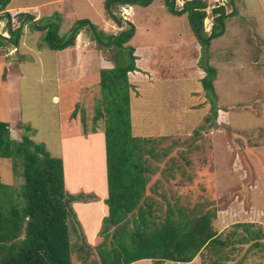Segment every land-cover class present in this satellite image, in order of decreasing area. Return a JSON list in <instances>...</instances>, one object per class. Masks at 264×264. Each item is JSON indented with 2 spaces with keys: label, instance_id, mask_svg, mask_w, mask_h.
<instances>
[{
  "label": "rangeland",
  "instance_id": "374dc122",
  "mask_svg": "<svg viewBox=\"0 0 264 264\" xmlns=\"http://www.w3.org/2000/svg\"><path fill=\"white\" fill-rule=\"evenodd\" d=\"M104 1L12 0L9 6L21 3L33 6L28 12L34 20L41 18L42 24L60 23L61 36H68L75 21L82 18L113 35L132 21L136 32L129 44L138 48L139 66L147 69L134 81L131 92L133 134L157 139L153 153L147 156L151 168L147 186L153 194L160 193L161 189L168 198L172 196L181 203L183 200L186 207L197 206L199 212L217 211L213 226L223 232V239L226 231L237 222H255L252 228H261L263 232L264 1L206 0L208 16L204 24L209 33L214 23L213 7L224 5L227 12L238 10L226 19L224 33L211 41L209 52L205 53V59L217 69L214 86L220 108L214 125H210L211 119L207 122L203 117L210 114L211 104L197 78L203 75V72H196L202 50L187 13H171L164 0H153L147 6L119 4L113 9L122 19V25L118 26L109 18ZM184 2L176 0V7L181 9ZM23 20L26 23L17 44L0 37V120L9 122L14 139L29 136L36 142H43L53 156L64 157L66 150V165L70 158L73 171L78 164L79 170L85 172L84 193L81 190L77 194L95 197L92 195L97 194V188L90 171H99V160L106 166V145L99 150L92 144L82 146L79 140L70 149L66 148L63 135L67 134L68 138L71 133L80 132L87 136L98 133L97 127L104 129V119L94 121L101 97L99 72L102 67L98 60L113 66L109 58L115 49L98 48L89 27H83L76 38V51L80 48L84 52V59H81L76 51L71 55L68 51L51 49L44 40L46 31L33 28L24 15L15 16L13 21L17 27ZM0 33L10 36L5 21L0 22ZM77 58L84 61L85 68L82 63L75 62ZM193 127H207L203 131L200 129L203 137L199 141L195 140L197 135L185 137V132ZM164 134L173 135L161 136ZM192 164L199 168L196 184L184 186L181 193L182 190L174 188L173 181L164 183L163 173L168 168L180 165L189 168ZM21 172V165L15 166L13 159L0 158L3 182L19 188L24 182ZM157 179L164 187L157 188L160 186L155 183ZM88 181L93 185H88ZM154 197L158 203L164 202V195ZM95 211V207L92 212L87 209L89 218L85 228L78 217L80 233L70 228L73 264H101L94 247L90 248V257L85 258L84 249L79 245L81 237L78 235L82 232L93 246L103 240L101 236L96 243L88 239L87 234L92 232L89 223H93ZM90 215L94 219L91 220ZM261 242L264 243V238ZM248 246L249 243L243 242L219 252L204 250L205 256L198 253L192 264H202L203 260L212 262L218 256H222L219 262L223 264H237L242 259L244 264H264V245L260 250L246 253ZM165 264L176 263L166 261Z\"/></svg>",
  "mask_w": 264,
  "mask_h": 264
},
{
  "label": "trees",
  "instance_id": "16d2710c",
  "mask_svg": "<svg viewBox=\"0 0 264 264\" xmlns=\"http://www.w3.org/2000/svg\"><path fill=\"white\" fill-rule=\"evenodd\" d=\"M11 1L0 0V22H6L10 33L9 37L0 33L2 39L18 43L26 22L23 20L16 27L13 20L15 16L24 15L33 28L46 31L44 40L51 49L64 50L74 46L83 27H89L98 48L109 51L115 49L109 58L114 65L102 67L99 72L101 97L94 116L95 122L104 119L105 123L108 184L105 203L109 213L103 218L98 232L103 237L101 242L93 246L85 239L84 232L78 235L81 237L79 245L84 249L85 258L90 257V248L94 247L101 264H131L142 259H151L152 264H165L166 261L181 264L192 261L198 253H202L204 257V250L219 252L220 249L243 242L249 243L246 253L262 248L264 231L261 228L254 230L252 227L255 222L234 223L223 239V232H218L213 226L217 211L199 212L197 206L189 208L183 205V200L182 203L176 202L177 198L172 196L169 199L159 189L164 186L160 185L158 179L155 183L160 185L157 187L160 193L153 194V190L147 186L151 170L147 156L153 153L152 147L157 139L133 134L131 92L142 69L139 66L137 47L129 44L136 32L132 21L127 22V28L113 35L99 29L91 20L82 18L75 21L68 36H61L60 23L51 21L42 24L41 18L34 20L35 17L28 11L12 12L8 9ZM152 1L104 2L109 18L121 26V17L113 11L116 6H147ZM164 2L173 14L187 13L191 29L201 45L202 52L196 63L199 70L196 72H203V75L197 78L202 82L211 104L210 114L203 117L205 121H211L210 125H214L220 108L214 86L217 69L205 59V53L209 52L211 41L224 33L226 19L235 15L238 10L227 12L224 5L213 7L211 13L214 23L209 33L204 24L208 16L206 0H185L181 9L176 7V0ZM208 58L210 59V55ZM140 61L143 62L141 59ZM150 69H154L153 65ZM206 128H190L185 132V137L197 135L195 140L199 141L203 137L200 129L203 131ZM0 158H11L15 166L21 165L24 178L21 186L16 188L3 182L0 173V264H73L70 228L78 232L77 225L80 224L73 203L85 195L73 194L66 189L63 158L53 156L45 143L36 142L29 136L14 139L9 122L1 120ZM197 166L192 164L191 167L188 165L189 168L181 165L168 168L167 172L173 180L164 176V183L173 181L177 190L196 184ZM154 195H164V202L158 203ZM228 256L226 253V257ZM218 257L219 260L208 263L203 260L202 264H223L219 262L222 256ZM243 260L237 264H244Z\"/></svg>",
  "mask_w": 264,
  "mask_h": 264
},
{
  "label": "crops",
  "instance_id": "0c3cea01",
  "mask_svg": "<svg viewBox=\"0 0 264 264\" xmlns=\"http://www.w3.org/2000/svg\"><path fill=\"white\" fill-rule=\"evenodd\" d=\"M264 1V0H263ZM10 5V4H9ZM9 6L8 9L12 12H20V11H24V12H27V11H32L31 8L33 6H28V4L26 3H21L20 5L18 6ZM14 8V9H12ZM4 22V21H2ZM4 36V35H3ZM7 37V36H5ZM76 46V48H74ZM75 46L73 47H68L63 51V53H66V51H68L71 55L74 54L73 52L76 51L77 49V41H76V44ZM197 46L198 43H197ZM73 49V50H72ZM79 50L76 51L75 53H78L80 58L81 59H84V52L82 49L78 48ZM138 49V48H137ZM1 52V50H0ZM5 54H8V53H5ZM80 58H77V60L75 62L79 63H82V60ZM99 61V67H109V63L108 62H105V64L103 63L102 59L101 60H98ZM84 63V61H83ZM82 63V65H83ZM144 65V64H143ZM83 67L85 68L86 65ZM82 67V68H83ZM148 67L147 66H144V68ZM80 68V67H79ZM142 70H147V69H143L142 67H140ZM83 77V76H82ZM97 79V78H96ZM97 82V80H96ZM132 113H133V109H132ZM76 122L77 119H76ZM99 128V132L98 133H90L88 134L87 136H83L82 133L80 132H76V133H71V135L67 138V134L66 135H63V140L64 142H66V148H70V149H73L77 142L79 140L82 141V146L83 144L84 145H88V144H92V145H96L99 150L101 149V147H105V133H104V129L103 128H100V127H97ZM66 137V138H65ZM65 138V139H64ZM104 157H105V161H106V155L104 153ZM63 158V162H64V175H65V187L68 191H70V193L72 192L73 194H77V192L81 191L82 192L84 191V185H82L83 183H85L84 181H80L81 178L83 179L84 178V174L85 172H81L79 170V166L78 164L74 165L75 167V170L77 171H73V168H71L72 164L70 163V158H68V161H67V165H66V150H65V153H64V157ZM68 163H70L71 165H68ZM99 171L97 172V169H94V171L92 172V170L90 171V174L93 175V179L95 181V186H96V193L97 194H94L92 196H95V197H89L90 195L85 193V197L81 198L80 200H76L74 201L73 203V207L75 210L78 211V217L81 219L82 221V225L83 227L85 228V225L88 224V218L89 216H87L86 213L87 212V209H89L91 212L93 211V208L95 207L96 208V215L94 216V214H92V216L95 217H92L90 215V218L91 220H93V223H89V228H90V231L92 230V232L88 233V239L90 241H93V242H97L98 239H100L99 237V234L97 235V232L101 229V223H102V219L104 216L108 215L109 213V208H108V205L105 203V199L107 198L108 196V184H107V175H106V166H105V162L102 163L101 160H99V166L97 165ZM72 169V170H71ZM68 170V171H67ZM73 173V174H72ZM70 174V176H69ZM163 176H169L168 178L173 180V177H171V175L168 174L167 170L163 173ZM164 179V177H163ZM88 185H93V182L87 183ZM84 193V192H83ZM102 218V219H101ZM193 261V260H192ZM192 261L190 262H182L181 264H192ZM145 262H148V264H152L151 262V259H142V260H138V261H135L131 264H146ZM175 263V262H173Z\"/></svg>",
  "mask_w": 264,
  "mask_h": 264
},
{
  "label": "bare ground",
  "instance_id": "6f19581e",
  "mask_svg": "<svg viewBox=\"0 0 264 264\" xmlns=\"http://www.w3.org/2000/svg\"><path fill=\"white\" fill-rule=\"evenodd\" d=\"M72 164V163H71ZM68 165H70L69 163H68ZM86 166V165H85ZM75 168V167H74ZM68 171V170H67ZM73 174V173H72ZM81 182H82V178H81V180H80ZM85 181H87L86 179H85Z\"/></svg>",
  "mask_w": 264,
  "mask_h": 264
}]
</instances>
